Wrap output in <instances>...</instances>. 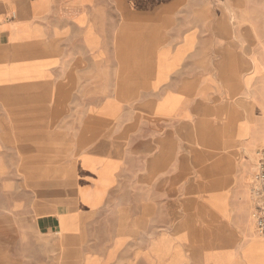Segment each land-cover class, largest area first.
I'll list each match as a JSON object with an SVG mask.
<instances>
[{
  "label": "rangeland",
  "instance_id": "obj_1",
  "mask_svg": "<svg viewBox=\"0 0 264 264\" xmlns=\"http://www.w3.org/2000/svg\"><path fill=\"white\" fill-rule=\"evenodd\" d=\"M195 8L197 55L157 93L114 86L116 76L104 66V101L89 111L113 114L127 141L111 217L100 212L83 242L66 228L19 242L25 260L18 264H91L84 263L82 243L108 264H231L244 252L253 263L264 260V249L251 244L254 231L264 245L252 221L251 192L264 148V0H196ZM191 68L195 84L184 83L178 93V80L189 78ZM112 154L108 173L121 155ZM1 176L0 182L15 180ZM78 187V203L89 206L88 187ZM118 207L125 213L120 224Z\"/></svg>",
  "mask_w": 264,
  "mask_h": 264
},
{
  "label": "crops",
  "instance_id": "obj_2",
  "mask_svg": "<svg viewBox=\"0 0 264 264\" xmlns=\"http://www.w3.org/2000/svg\"><path fill=\"white\" fill-rule=\"evenodd\" d=\"M195 1L0 0V179H15L0 182L6 196L0 200V264L25 260L19 242L65 228L83 242L100 212L111 217L127 141L116 117L96 110L104 101V66L114 72V86H143L145 96L166 87L197 55ZM190 72L178 80V93L184 83L195 84ZM90 104L96 109L89 111ZM115 150L121 155L108 173ZM63 169L62 178L50 173ZM80 182L88 187L89 206L77 201ZM123 209H115L119 224ZM85 246L84 263H109ZM234 263L256 264L246 252Z\"/></svg>",
  "mask_w": 264,
  "mask_h": 264
},
{
  "label": "built area",
  "instance_id": "obj_3",
  "mask_svg": "<svg viewBox=\"0 0 264 264\" xmlns=\"http://www.w3.org/2000/svg\"><path fill=\"white\" fill-rule=\"evenodd\" d=\"M260 164L258 168V175L256 176L257 188L256 196L259 198L257 200V205L255 207L253 218L255 221V231L257 235L264 238V148L260 153Z\"/></svg>",
  "mask_w": 264,
  "mask_h": 264
},
{
  "label": "bare ground",
  "instance_id": "obj_4",
  "mask_svg": "<svg viewBox=\"0 0 264 264\" xmlns=\"http://www.w3.org/2000/svg\"><path fill=\"white\" fill-rule=\"evenodd\" d=\"M260 164V163H259ZM258 186H257V183H256V185L253 187V190H252V192L255 194V199H256V201L258 200L259 201V198L256 196V188H257ZM254 219V218H253ZM249 228H252V225L250 224V226H249ZM251 234H253L252 235V240H251V242H252V245L254 246V247H261V240H259V238L255 235V232L254 231H252L251 232ZM250 237V236H249ZM256 237V238H255ZM258 238V239H257Z\"/></svg>",
  "mask_w": 264,
  "mask_h": 264
}]
</instances>
